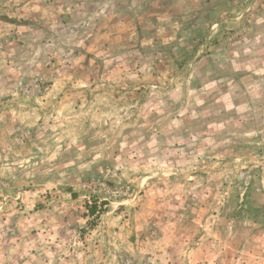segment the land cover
Wrapping results in <instances>:
<instances>
[{
	"label": "rangeland",
	"instance_id": "1",
	"mask_svg": "<svg viewBox=\"0 0 264 264\" xmlns=\"http://www.w3.org/2000/svg\"><path fill=\"white\" fill-rule=\"evenodd\" d=\"M86 3L0 13V264H264V0Z\"/></svg>",
	"mask_w": 264,
	"mask_h": 264
},
{
	"label": "crops",
	"instance_id": "2",
	"mask_svg": "<svg viewBox=\"0 0 264 264\" xmlns=\"http://www.w3.org/2000/svg\"><path fill=\"white\" fill-rule=\"evenodd\" d=\"M93 6L103 8V6L110 4L112 0H88ZM101 3V5H100ZM1 14H5L9 18L23 19L28 23L22 24L3 22L2 25L10 29H16L18 32L30 31L29 39L37 41L31 34L36 32L41 27L42 21H48L51 17L61 18L68 23L71 22L76 14L83 11L87 5L86 0H0ZM101 6V7H100ZM38 29V30H39ZM33 30V31H32ZM26 39V35H22ZM20 43V42H19ZM18 44V43H17ZM19 46L23 44H18Z\"/></svg>",
	"mask_w": 264,
	"mask_h": 264
},
{
	"label": "trees",
	"instance_id": "3",
	"mask_svg": "<svg viewBox=\"0 0 264 264\" xmlns=\"http://www.w3.org/2000/svg\"><path fill=\"white\" fill-rule=\"evenodd\" d=\"M96 206H91L90 208H89V212H90V214L92 215L93 213H95V208Z\"/></svg>",
	"mask_w": 264,
	"mask_h": 264
}]
</instances>
